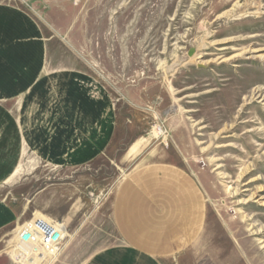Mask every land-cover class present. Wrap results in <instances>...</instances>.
Masks as SVG:
<instances>
[{"label": "rangeland", "instance_id": "obj_1", "mask_svg": "<svg viewBox=\"0 0 264 264\" xmlns=\"http://www.w3.org/2000/svg\"><path fill=\"white\" fill-rule=\"evenodd\" d=\"M0 7L29 17L43 45L44 86L28 98L42 102H32L42 116L30 126L63 138L71 128L78 140L57 161L22 145L0 186V207L16 221L0 229V264H18L10 235L33 218L59 224L65 240L43 263L19 264H88L123 253L114 197L132 170L151 163L190 174L205 206L195 237L158 264H264V0H0ZM21 99L11 102L18 108ZM97 141V155L73 159Z\"/></svg>", "mask_w": 264, "mask_h": 264}, {"label": "crops", "instance_id": "obj_2", "mask_svg": "<svg viewBox=\"0 0 264 264\" xmlns=\"http://www.w3.org/2000/svg\"><path fill=\"white\" fill-rule=\"evenodd\" d=\"M43 68V45L35 24L22 11L0 7V103L9 102L0 106L6 121V129L0 128V186L16 165L23 144L36 156L57 161L68 156L69 148L78 142L71 128L67 133L71 136L63 138L61 131L48 137L36 124L30 126L34 122L31 117L41 115L34 103L42 102L28 98L44 86ZM20 94L22 114L17 118L14 111L20 107L11 101ZM65 119L76 123L72 116ZM96 144L72 158L90 160L101 149L100 141ZM204 218V201L190 174L168 163L142 166L120 183L112 206L115 230L129 255L113 250L88 264H158L156 259L183 249L199 232ZM15 222L9 211L0 207V229ZM11 258L19 264L15 256Z\"/></svg>", "mask_w": 264, "mask_h": 264}, {"label": "built area", "instance_id": "obj_3", "mask_svg": "<svg viewBox=\"0 0 264 264\" xmlns=\"http://www.w3.org/2000/svg\"><path fill=\"white\" fill-rule=\"evenodd\" d=\"M65 236L63 228L56 222L29 220L20 228L13 229L9 240L18 260L43 263L60 249Z\"/></svg>", "mask_w": 264, "mask_h": 264}, {"label": "bare ground", "instance_id": "obj_4", "mask_svg": "<svg viewBox=\"0 0 264 264\" xmlns=\"http://www.w3.org/2000/svg\"><path fill=\"white\" fill-rule=\"evenodd\" d=\"M261 58L264 59V56H262ZM31 220H42V221L46 222L45 220L40 219V218H33V219H31Z\"/></svg>", "mask_w": 264, "mask_h": 264}, {"label": "water", "instance_id": "obj_5", "mask_svg": "<svg viewBox=\"0 0 264 264\" xmlns=\"http://www.w3.org/2000/svg\"><path fill=\"white\" fill-rule=\"evenodd\" d=\"M193 54V50L189 51L188 56H191Z\"/></svg>", "mask_w": 264, "mask_h": 264}]
</instances>
